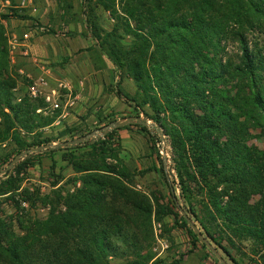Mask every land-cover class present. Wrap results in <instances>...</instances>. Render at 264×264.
I'll list each match as a JSON object with an SVG mask.
<instances>
[{
	"label": "trees",
	"instance_id": "16d2710c",
	"mask_svg": "<svg viewBox=\"0 0 264 264\" xmlns=\"http://www.w3.org/2000/svg\"><path fill=\"white\" fill-rule=\"evenodd\" d=\"M81 3L99 49L120 77L136 85V95L126 97L138 118L143 114L154 125L136 126L153 151L162 135L168 139L177 184L160 159L170 188L167 203L153 204L128 185L115 138L123 128L100 142H85L90 152L67 159L79 177L74 192L63 198L64 209L45 221L18 218L20 234L0 214V264H112L111 258L126 253L132 264H159L149 251L154 214L173 218V228L187 232L190 248L176 264L198 244L208 249L188 219L234 263L239 264L232 254L234 238L253 243L264 263V151L255 143L264 138V0ZM100 8L113 20L109 31L96 14ZM11 17L26 19L0 6V143L12 141L21 153L49 143L26 138L55 118L38 114L46 107L43 98L19 92L21 82H30L12 66L5 25ZM232 43L239 47L236 57L228 50ZM33 155L14 166L17 177L9 172L0 178V198L13 199L20 174L35 167Z\"/></svg>",
	"mask_w": 264,
	"mask_h": 264
},
{
	"label": "rangeland",
	"instance_id": "374dc122",
	"mask_svg": "<svg viewBox=\"0 0 264 264\" xmlns=\"http://www.w3.org/2000/svg\"><path fill=\"white\" fill-rule=\"evenodd\" d=\"M23 1L0 0L3 13L9 14L15 10L26 18L11 17L5 21L11 45L12 66L30 82H21L19 92L21 95L30 94V87L37 85V97L33 98L45 100L48 93L58 89V82H65L71 89V93L62 90L61 95L56 97L59 103L58 109H54L45 101L46 107L38 114L55 118V121L52 125L28 136L26 140L48 141L46 145L58 144L100 131L113 120L121 122L130 117H138L133 103L126 97L136 95V85L125 74L120 77L118 69L99 49L87 27L86 12L83 10L81 0H25L30 3L28 8H22ZM33 8H36L37 12L33 11ZM96 14L102 27L109 31L113 25L109 14L101 8ZM27 19L32 20L31 26L24 25L23 21ZM34 28H37L38 32L31 40L39 38L37 51L45 52L43 56L37 55L39 60L35 68L41 69L39 65L45 64L46 70H50V74L43 77L46 78L48 85H42V80L33 79L26 72L22 73L15 59L17 57L15 45H19L21 51L25 52L23 48L25 38L16 39V33L22 34L25 30ZM228 50L233 57L239 54V47L235 43L230 44ZM29 52L31 55L30 50ZM13 58L16 63L13 62ZM67 66H69L68 70ZM97 73L101 76L99 78L103 79V83L95 77ZM70 94H72L71 98ZM140 118L146 119L143 114ZM148 122L153 124L152 121ZM136 124L122 127L123 129L119 130L115 136L116 139L119 138L121 144L119 159L129 171L126 181L133 190L147 196L153 204L157 200L163 204L167 203L170 188L161 172L160 159L163 161V167L169 171L170 182L177 184L175 171L172 170L171 146L164 136L157 150L153 151L148 135L143 133ZM104 138L87 142L94 144ZM255 143L264 151V138L256 139ZM72 147L75 146L60 151L49 149L42 153H33L31 162L35 163V167L29 169L27 173L20 174L21 186L16 193L12 194L13 199L10 201L4 197L0 198V214L10 230H14L17 234L21 233L17 223L18 218L32 222L45 221L54 211L59 212L64 209L63 198L69 192H74L75 182L79 177L67 159L72 153L83 155L92 150L91 146L86 144L79 145V148L75 150ZM19 154L12 141L0 143V172L9 166L7 162L11 158ZM26 156L22 157L16 165L25 160ZM108 163L116 165V162L111 159ZM10 172L17 177L13 169ZM0 178H4V175ZM57 182L60 183L55 186ZM177 194H179L178 189ZM152 222L153 241L149 251L155 256L154 260L159 264H176L175 261L180 260V255L187 253L190 248L186 230L173 228L174 221L171 217L159 220L154 214ZM234 242L236 250H233L232 254L239 264H264L260 261V255H255L252 251L253 243L238 238H234ZM220 254L228 264H236L222 251ZM262 255L264 256V251ZM111 262L112 264H132L133 256L126 253L121 258H111ZM178 264L222 263L215 255L209 253V249L198 244L196 251L185 256Z\"/></svg>",
	"mask_w": 264,
	"mask_h": 264
},
{
	"label": "water",
	"instance_id": "95a60500",
	"mask_svg": "<svg viewBox=\"0 0 264 264\" xmlns=\"http://www.w3.org/2000/svg\"><path fill=\"white\" fill-rule=\"evenodd\" d=\"M134 123L137 124H141L146 126L147 128H152L154 127V125L148 121H144L141 118L138 117H130L127 118L121 122H112L109 125H107L104 129L100 130V131H94L84 137H81L79 139L76 140H71V141H66V142H62V143H58V144H49V145H44L41 147H38L36 149H29L25 152L20 153L19 155H17L15 157V159L11 162V164L9 166H7L4 170H2L0 172V177L3 175H6L7 173H9L14 166L16 165V163L24 156L31 154V153H35V152H41V151H47L49 149H61V148H67V147H71V146H77V145H81L84 144L85 142L92 140L93 142L105 137L108 133L112 132L113 130L116 129H120L126 125H132ZM164 135H162V140H163ZM166 161V160H165ZM164 161V164H165ZM166 169V167H165ZM188 222L190 224V226L193 228L195 234L197 235V237L207 246V248L220 260V262L222 264H228L226 262V260L221 256V254L218 252V250L215 248V246L212 244V242L202 233V231L200 230V228L192 221V219H188Z\"/></svg>",
	"mask_w": 264,
	"mask_h": 264
},
{
	"label": "crops",
	"instance_id": "0c3cea01",
	"mask_svg": "<svg viewBox=\"0 0 264 264\" xmlns=\"http://www.w3.org/2000/svg\"><path fill=\"white\" fill-rule=\"evenodd\" d=\"M23 22L25 23L24 25H27V26H31V24H32V20H30V19H27V20H25ZM37 32H38V29L37 28H34V29H30V30H25L22 34L21 33L20 34H17L16 33V35H15V38L16 39H19L20 38V40H23V37L25 38V41H23L24 42V47L23 48L25 50H30L32 54L29 55V56H26L24 54V52L21 51L20 46L19 45H15V49H17V52H16L17 53V57L15 59H17V63L20 66V68H21L20 71L22 73L23 72L24 73L26 72L29 77H31L33 79H36V80L39 79V81H41V80H45L46 79V78H43V77H45L46 75L50 74V70H46L47 67H46L45 64L39 65L41 67V69H39V68L36 69L35 68V65H37V63H36L35 60L36 59L39 60L38 57H37V55H42L43 56L44 53H45L42 50H40V52L37 51L38 45L40 43L39 38L34 39V41L31 40V38L34 37L35 34H37ZM33 43H34V45H33ZM32 45H33V47H32ZM48 48L51 51V48L49 46H48ZM20 54H22V55H20ZM28 57L29 58L31 57V58L29 59ZM28 61H30V62H28ZM40 61L44 62L43 60H40ZM13 62L16 63L14 61V58H13ZM69 66H67V70H68ZM95 77H97V79H99L98 81H100L101 83H103V79L102 78H99V77H101L99 75V73H97ZM95 113H97V112H95Z\"/></svg>",
	"mask_w": 264,
	"mask_h": 264
},
{
	"label": "built area",
	"instance_id": "2783aa9c",
	"mask_svg": "<svg viewBox=\"0 0 264 264\" xmlns=\"http://www.w3.org/2000/svg\"><path fill=\"white\" fill-rule=\"evenodd\" d=\"M21 5H22V8H28L30 3L24 0ZM33 11L37 12V9L33 8ZM24 54L26 56H29L30 55L29 50H25ZM35 61L38 62L37 59ZM41 84L42 85H48V82H46L45 80H42ZM62 90H67V91H69L71 93V89L69 88V86L65 82H58V89L52 90L51 93H48L45 96L46 103L51 105L54 109H58L59 108V103H58V100H57L56 97L61 95ZM37 93H38L37 85L31 86L30 87V95L32 97H37ZM71 95L72 94L69 95L70 98H71ZM41 111L42 110H38V112H41Z\"/></svg>",
	"mask_w": 264,
	"mask_h": 264
}]
</instances>
